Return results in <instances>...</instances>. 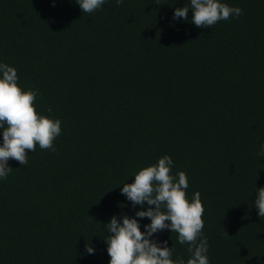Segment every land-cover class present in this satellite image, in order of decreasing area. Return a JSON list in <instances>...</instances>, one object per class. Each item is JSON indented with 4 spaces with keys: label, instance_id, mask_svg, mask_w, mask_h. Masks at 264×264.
<instances>
[{
    "label": "trees",
    "instance_id": "1",
    "mask_svg": "<svg viewBox=\"0 0 264 264\" xmlns=\"http://www.w3.org/2000/svg\"><path fill=\"white\" fill-rule=\"evenodd\" d=\"M220 2L242 15L197 28L191 10L173 19L190 0H105L90 14L76 0H0V64L61 121L54 150L9 159L0 178V264H109L111 218L154 207L121 187L165 155L189 202L200 193L209 264H264V0ZM150 239L191 256L169 229Z\"/></svg>",
    "mask_w": 264,
    "mask_h": 264
},
{
    "label": "clouds",
    "instance_id": "2",
    "mask_svg": "<svg viewBox=\"0 0 264 264\" xmlns=\"http://www.w3.org/2000/svg\"><path fill=\"white\" fill-rule=\"evenodd\" d=\"M76 3L82 12L90 14L101 8L105 0H76ZM122 3L123 0H116L117 6ZM190 10L191 23L197 28H211L221 20L242 15L240 8L230 7L220 0H190V6L174 9L173 19L187 20ZM17 81L16 69L0 64V129H3L0 132V178L3 179L12 171L7 166L9 159L24 166L28 163V153L34 152L37 145L41 150H54L53 141L61 133L60 120L37 113L34 106L37 92L22 90ZM260 154L264 155V145ZM172 163L165 155L155 165L139 170L131 184L121 187V194L133 206L154 207L135 212L136 218L150 220L143 232L136 218L126 215L111 218L106 225V232L111 235L105 239L109 264H185L183 259H172V249L166 242L160 245L150 239L164 229L177 233L178 243L188 245L191 256L186 264H209L207 239L201 238L204 207L200 193H194L189 202L187 175L179 172L173 176ZM254 207L258 217H264V187L257 189ZM85 253L94 254L90 243L85 244Z\"/></svg>",
    "mask_w": 264,
    "mask_h": 264
}]
</instances>
